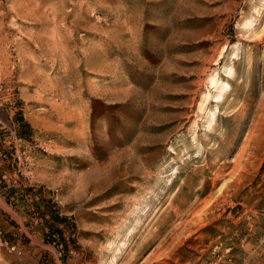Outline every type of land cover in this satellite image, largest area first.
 <instances>
[{"label":"rangeland","instance_id":"1","mask_svg":"<svg viewBox=\"0 0 264 264\" xmlns=\"http://www.w3.org/2000/svg\"><path fill=\"white\" fill-rule=\"evenodd\" d=\"M0 145V264H264V0H0Z\"/></svg>","mask_w":264,"mask_h":264},{"label":"crops","instance_id":"2","mask_svg":"<svg viewBox=\"0 0 264 264\" xmlns=\"http://www.w3.org/2000/svg\"><path fill=\"white\" fill-rule=\"evenodd\" d=\"M17 131H21L22 129H16ZM4 145H0V221H2L4 218L7 219L12 227V230L16 229L14 226H17L18 229L21 227V225L18 223L20 220L19 218H24L22 215H14V212L10 209L8 206L9 204L7 201L9 199H13L18 196L19 190L12 184H10V180H15L16 173L15 171H12L11 169L14 168V158L8 159L6 155L4 154L5 148L3 147ZM41 159L39 158L38 155H36V159L34 160V167L32 174L36 175L37 169L40 165ZM20 196H23V194L20 193ZM19 197V196H18ZM11 212V214L8 212ZM15 217V218H14ZM17 218V219H16ZM19 225H18V224ZM36 225L38 226L37 221L35 220ZM7 230H9L7 228ZM6 230V231H7ZM12 230L10 232H12Z\"/></svg>","mask_w":264,"mask_h":264},{"label":"built area","instance_id":"3","mask_svg":"<svg viewBox=\"0 0 264 264\" xmlns=\"http://www.w3.org/2000/svg\"><path fill=\"white\" fill-rule=\"evenodd\" d=\"M17 140L18 141H21L22 140V137L21 136H17ZM11 248L14 249V246H12Z\"/></svg>","mask_w":264,"mask_h":264}]
</instances>
